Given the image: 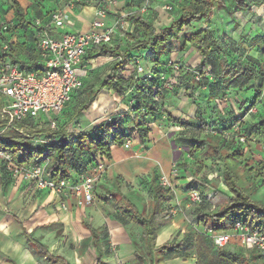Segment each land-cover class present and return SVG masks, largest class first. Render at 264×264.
I'll return each mask as SVG.
<instances>
[{"label": "trees", "instance_id": "trees-1", "mask_svg": "<svg viewBox=\"0 0 264 264\" xmlns=\"http://www.w3.org/2000/svg\"><path fill=\"white\" fill-rule=\"evenodd\" d=\"M88 1L81 0L75 2V4L86 5ZM139 2L140 0H137L134 5L139 4ZM170 2L172 9L167 11V22L163 23H157V15L152 10L147 15L129 10L124 20L131 22L134 37L137 34H142L144 39L134 44L128 43L122 53L117 50L103 48L89 55V58H94L108 54H118L122 60L112 61L109 65V71L104 76L98 77L95 75L92 80L85 82L83 88L71 94L70 102L75 98H81V100L72 111H69V102L62 112L55 117L57 129L49 128L48 120L38 124L35 119L27 118L20 124L11 125L7 129L10 134L4 132L0 136V150L10 154L12 158L15 157L19 165L28 162L38 164L45 159L47 161L46 174L49 177L54 180L66 178L76 182L78 175L87 171L89 165L102 160V157L106 158L107 151L110 150V144L122 145L124 140H129L128 137L134 135L142 144L148 140L150 129L145 125L143 117L147 114L155 115L157 111L162 110L165 107L163 99L166 98L167 94H171L173 91L177 92L182 88L185 93L192 94L189 97L193 99L194 87L199 84L202 88L204 84L206 86L208 83L211 93L218 95L221 93V98L225 99L227 96L226 91L229 89L240 90L241 84H238V80H250L254 77L252 67L246 65V63H240L237 54L231 52L230 48L228 49L225 44H222L221 40H225L224 34L220 32L221 35L217 36L214 28L206 25L214 10L227 9L231 13L233 10H249L253 2L249 0H180V4L177 3V0H170ZM229 2L233 4L230 8ZM4 3L8 6L11 4L16 19L20 23H25L22 8L17 0H5ZM130 4L128 1L127 5ZM132 6L133 4L130 9ZM1 19L9 24L3 18ZM0 30H2L1 26ZM8 30L9 26L7 25L6 31ZM188 49L194 50L200 56L197 65H190L199 74L200 79L198 80L194 78L193 73L185 70L174 74L173 67L168 65L172 52H181ZM263 50L261 51L264 59ZM127 59L132 64L134 60H139L145 72H151V77L141 79L142 74L137 73L135 66L132 77L119 75L118 70L126 64ZM176 61L182 63L180 60ZM145 62L148 68L143 64ZM20 66L25 70H41L38 63L20 64ZM258 72L262 75L260 70ZM206 73L211 74V79L208 78ZM133 83H135L136 94L132 96L134 103L132 115L120 117L118 113L113 118L110 116L101 124L83 133L79 129H73L70 132L66 130L67 122L72 121L77 114L86 110L105 87L112 88L126 106V96ZM255 100L260 104L259 114H250L244 120L241 106L245 102L238 97L233 100L240 112L238 117L234 118L235 122L233 124L236 123L239 127L248 129L250 136L260 134L264 136V90L256 92ZM251 105V102L248 103L247 111H249ZM232 112L234 111L232 110ZM64 116L66 118L62 123L61 118ZM167 116L173 123L183 127H191L192 120L182 122L172 118L168 113ZM255 117L257 118L254 119ZM199 120L197 127L201 132L207 130V133L202 139L193 141L190 144L194 150L203 152L204 155L221 164L220 167H217L216 172L217 178L222 180L224 188L218 186L217 180H195L198 178L195 177L193 182L195 185L191 189L202 198L201 203L199 202L198 207L193 212L194 216L191 215L192 213L189 214V220L203 227H209L215 232L225 231L233 227L237 221L247 224L252 229L257 228L264 232V204L253 198L250 192L247 180L248 168L246 167L247 170L245 167L239 168L242 152L235 145L236 143L233 144L229 141L231 139L229 137L233 135L230 134L224 124H220L216 120H212L214 124H210L211 121L204 122L202 118ZM5 123L6 120H0V129ZM15 127L22 128L26 137L17 133ZM32 138H34L33 141L31 140L32 142L28 144L27 140L30 141ZM73 138L76 140L74 141ZM40 139L44 142L41 143ZM17 154L18 156H16ZM13 160L15 161L14 158ZM1 161L3 162V169L6 171L5 162ZM114 184L115 187L102 186L105 192L104 195L119 205L114 218L123 224L127 222L137 224L141 229V237L146 246L148 258L135 252L136 262L138 264H160L159 253L168 255L176 253V255L183 256V253L179 250L180 241L176 237L166 240L158 246L154 245L156 229L168 224L173 218L171 208L165 210L163 205L169 198L172 189L161 185L158 180L156 181L155 174H151L147 190L148 207L145 211L139 210L120 191V182L117 179H115ZM0 185H2L1 178ZM209 193H211V196L207 198ZM212 205L214 207L211 208ZM83 224L89 230L95 248L100 238L99 230L85 221ZM23 232L28 245L36 252L41 253L46 259L55 264H70L65 258L50 254L43 244L35 240L30 234L25 233L24 228ZM245 250V256L234 260V264H264V258L256 249ZM98 254L97 264H100L104 253Z\"/></svg>", "mask_w": 264, "mask_h": 264}, {"label": "rangeland", "instance_id": "rangeland-1", "mask_svg": "<svg viewBox=\"0 0 264 264\" xmlns=\"http://www.w3.org/2000/svg\"><path fill=\"white\" fill-rule=\"evenodd\" d=\"M127 1H129V3L131 4L122 6V2L118 0L116 4L106 7L109 19H118L122 16V19H124V17H126L127 13L130 10V6L133 3H136L137 0ZM165 1L167 0H152L153 6L151 10L157 15V23L167 22V11H165L162 6ZM93 2L95 5L97 3V0H94ZM177 3L180 4V0H177ZM229 3L230 8L233 4L232 2ZM262 4L264 5V3ZM252 7L253 5L251 4L249 10H252ZM10 8L13 9L11 4L8 6V10ZM259 8L261 9L263 8V6H260ZM223 10L226 11L227 9ZM224 12L222 11V9L214 10L209 22L206 24L214 28L217 36L221 35V31L218 28L217 23L222 20L221 18H225L223 17L224 15H226ZM124 22L125 28H127V30L129 28L127 32V38L125 40L126 45L128 43L134 44L137 41L144 39L142 34H137L134 37L135 34L133 33L131 22L129 24H127V20H124ZM234 28H237V26L235 25L233 29ZM236 30L237 31L232 35H229L230 33L226 35V38H228L227 40H221L222 44H225V42L227 41V43H230L232 46H234L233 48L230 45V50L234 53H237V51L245 52L247 45H251V42L253 47L256 42H260V40L256 41L257 38H264V32L254 31L255 28L252 26H244L242 29L240 27ZM238 36L239 41L241 40L240 43L236 41V38ZM236 43H238L239 45L236 46ZM258 43L257 47H260V45L262 44L261 42L260 44ZM241 48L243 51L241 50ZM189 52L192 55L190 54L191 57H189V60L184 63L187 65H193L195 64L194 60L195 58H197L198 54H195L196 52L194 53L191 49L186 54H188ZM131 53L135 54L133 52ZM178 53L179 52L171 53L170 58L172 61H176V59L174 58L178 56ZM92 61L93 71L95 70L97 72L95 73V75H97L98 77H102L109 71V65L114 60H112L111 57L98 56L97 58H93ZM143 64L146 66V68H148L146 62ZM134 69L135 67L132 62L127 59L126 64H124V66L118 70V74L132 77L134 75ZM253 70L254 73L259 71H257L256 67H254ZM243 83L244 82H239V84H241L240 87H242V89L240 88V90L232 88L234 90L232 98L233 100H235L237 97L239 99H241V97H244V99L247 100L248 103H252L250 108L251 110L248 111V118L250 114H259L260 112V104L255 100V92H257L258 90L259 92H262L264 90V83L263 85H260V82H254L253 86H258L254 91H248L247 89L249 87L245 89ZM101 91H103L104 97H100L101 95H98L96 101L93 102L86 110L77 114L72 121L67 122V125L65 126L67 131L69 130L70 132L73 129H79L82 133L87 132L92 127L101 124L102 122H104V120H107L108 116H111V118H113L116 114L121 112V110H124V103L121 102V99L115 94L112 88L105 87ZM201 97L204 98V94H202ZM80 100L81 98H75V100H72L69 104V111H72L77 106ZM163 109H165V107L162 108V112L160 113L159 117L162 118V120L164 121L163 126H165V123H172V121L168 119L167 122L166 119L168 118V116L163 111ZM182 109L183 108L181 107L180 112H182ZM65 118V116L61 118L62 123L64 122ZM256 118L257 117H255L254 119ZM1 119L2 116L0 115V120ZM226 129L230 132L231 135H233L230 136L229 134V138H231L229 139V141L233 144L236 143L235 145H237V147H239L240 151L242 152L239 161V168H248L247 180L249 182L250 192L253 198L264 204V136H261V134L250 136V134H248V129H245V127L241 128L236 123L232 125L230 123L228 127L226 126ZM154 131L155 128H151L149 132L153 133ZM157 131L160 137H164L166 139V142L171 148L172 168H181L180 166H184L186 169H190V172H195L194 174L198 176V178L195 180H217L216 182L218 183V186L220 188H224V184L220 178H217L216 172L217 167H220L221 164L217 163V161L214 159L206 158V155H204L203 152L201 153L197 150H194L190 143H183V139L188 138L189 140L191 136L200 135V132H193V130L187 129L183 130V128L176 129V126L174 124H172V126L170 127L159 126V128H157ZM4 132L9 133L8 130H5ZM233 132L236 133V135H234ZM239 136H245L246 141L244 143L241 141L238 142L237 139ZM33 139L34 138L30 139V141L27 140V143L29 144L33 141ZM128 139L130 141V143L128 144L126 142L127 140H124V143L128 146V148H125L126 154L121 155L122 158L120 159H122V161L120 163L124 165V162L128 159V157H130L129 159L134 158L144 166L146 164L144 163V161L149 157V154L151 153L150 149L157 146V139L155 137H150L143 144L136 137V135H134L133 137H128ZM180 140H182V142ZM16 156H18V154ZM13 158L15 159V161L12 159V163H18V160L15 157ZM106 158L107 160H109L111 157L107 155ZM0 162L3 166V162L1 161V159ZM23 164L30 163L28 162ZM110 166L111 164L107 167L110 168ZM153 169L155 170L153 172L156 173L157 180L159 181L161 176V173L159 172V166L153 165V167H151V170ZM111 170H114L113 177H111L112 175H110V177H107L106 174L97 181L94 187V201L92 204L88 205L87 208L75 209L74 207L68 208V206L66 208H63L61 206L63 200H61V198L59 197L60 209H54L55 211L51 209L52 207L49 206V203L46 204L40 200L42 190H39L35 186L34 182L24 183L19 177L13 179L10 176L12 179L11 182L8 181V183L7 180L9 179V173L6 172L7 175H4L3 178L5 181L3 182L1 180L2 185H4V194H0V204L2 208L0 211V230L3 232H8L10 234L7 235L6 238H1L0 236V256L2 264H13L11 261H7L6 258L14 261V264H54L52 263V261L46 259V257L41 255L40 253L33 252L30 248H28L25 242V238L22 235L20 224L14 219L15 216H17L21 220L22 224L27 228L28 231H30L32 228V235L36 237L40 242H42L49 252L64 256L70 264H97V259L99 258L96 253L97 248H101L102 250H105L107 248L108 250L110 247L111 249L108 252H112V256L118 257V243L122 242L125 238H127L126 240H128V242L130 241L129 244L131 253L135 250L147 257L148 255L146 252V246L141 237L140 227L133 222H127V235L124 236V238L119 239L118 243L115 240L112 241V237L110 234L111 232L109 231V229L102 226V228L99 230L100 238L95 248L93 247V242L90 237L89 231L85 228H82V218L85 219V221L89 224H91V221L93 222V219L97 224V222H101L103 218L108 215L114 218V214L119 208V205L116 204V202H114L111 198L106 197L101 187L103 185L115 187L114 179H117L120 182V191L124 192V194L129 198L135 199L136 195L138 196V198H136V201L140 210L146 209L148 201L147 190L150 180V167H142L141 173L139 174L138 178L135 179L130 177L126 178L123 175L118 174L115 169ZM175 179H181V176L175 173L174 180ZM169 180L171 182V186H173L174 180L172 178H169ZM193 185H195V183H189L186 188L187 195L185 197L184 203H187L188 207H184V209L182 210L183 212L180 211L185 220L184 231H181L180 234L172 236L173 238L176 237L177 240L180 241L179 250H181V252L183 253L182 257L180 256L176 259L178 260L177 264H181V262L184 261H186L187 264H234V260L239 259L246 254V250L240 245L238 239L235 236H233L231 241L226 245L217 247L212 241V235L215 231H212L209 227H203L202 225L189 220V214L192 213L191 215H193V212L198 207L197 205H199V202H193L190 197L191 193L193 192L191 189ZM207 196V198H209L211 196V193H209ZM201 198L202 197H200V199ZM98 206H100L102 210H99L100 208ZM43 207H45V209L39 210ZM61 210L64 211V214H62L60 218L58 217V220L51 223L50 217L47 214L53 212L55 213L57 211L59 212ZM175 212L176 210L173 209L172 215ZM38 213H40L42 216L39 220L36 219L37 221L34 222L38 223L31 227L30 222H32L33 218ZM225 231L232 232V227L228 228ZM122 235V233L119 234V237H123ZM128 236L131 237L132 240H129ZM172 237L170 239H173ZM16 248L18 249V252L15 251ZM101 252L103 253L105 251ZM161 255L165 257L169 256L166 253H161ZM171 255L172 254H170V256ZM133 264L138 263L135 261V263Z\"/></svg>", "mask_w": 264, "mask_h": 264}, {"label": "crops", "instance_id": "crops-1", "mask_svg": "<svg viewBox=\"0 0 264 264\" xmlns=\"http://www.w3.org/2000/svg\"><path fill=\"white\" fill-rule=\"evenodd\" d=\"M17 1L22 8V13L24 14V22L25 23H20L19 20L16 19L13 9L10 8L8 10L7 5L4 3L5 0H0V21L2 20L1 18H3L6 22L9 23V24H7L9 26L8 31L0 30V61H9V62L17 64V65H20V64H37L38 63L39 52H38V47H37V44H38V37H37V32H36L37 27H35V25L33 24V19L35 17H43V19L46 23V26H47L46 32L51 37H57L61 33L68 32V31H85V30H88L90 28L91 21L94 17V2H93L94 0H89L88 4H86V5L75 4L72 7L66 6L67 1L65 2L64 0H43V1L42 0H17ZM119 1L122 2V6L126 5L128 3L127 0H119ZM249 1L253 2L252 10H246V9L245 10H233L232 13L229 12L228 10H226V11L222 10L223 12L225 11L224 13L226 15L223 16V17H225L224 19L221 18L222 20L219 21L217 23V25L220 28V31L222 32V34H224L226 40L228 39V38H226V35L228 33H230L229 35H232L234 32L237 31L236 30L237 28L241 27V29H242L244 26H249V27L252 26L255 28L254 31H259V32L263 31L264 32V5L262 4V3H264V0L263 1L249 0ZM133 5H134V3H133ZM257 5H259V6H257ZM260 6H263V8L260 9L259 8ZM56 8H64L69 14V17L67 18L66 23L60 28H54V27L48 25L49 20H48L47 14H49V11H52ZM110 20H112V19H110ZM259 21H260V23H259ZM127 24H129V22H127ZM235 25L237 26V28L233 29V27H235ZM127 27H128V25H127ZM263 39L264 38H257L256 39V41L260 40V42L262 44V45H260V47H257L258 42H256V44L252 47V42H251V45H249V46L247 45L245 52L237 51V53H236L239 60H240V63H246V65H248V66L251 65L252 69L254 67H256L257 71L260 70V72L262 73V75L259 72L254 73V77L250 80H244V79L239 80V82H244L243 84H244L245 89H247V87H249L247 89L248 91H254L258 87L257 85L253 86L254 82L255 83L260 82L259 83L260 85H263V83H264V59L262 58V51H261L264 49ZM236 41L238 43H240L241 40L239 41V36L236 38ZM2 42H5L8 44L9 49L7 51H3L2 46H1ZM260 42L258 44H260ZM232 43H234V42H232ZM238 43H236V46L239 45ZM225 45H226V48L229 49L231 44L227 43V41H226ZM232 47L234 48V46H232ZM189 50L190 49H188V51ZM241 50H242V48H241ZM188 51L185 50V51L179 52L178 56H176L174 59L180 60L182 62H187L189 60V57H191L190 52L188 54H186ZM192 51L195 53L194 50H192ZM231 52H233V51H231ZM195 54H198V53L196 52ZM97 57H94V58H97ZM92 59L93 58H89V60L85 61L86 62L85 64L87 67L93 64ZM194 61H195V64H193V65H197L200 61V56L198 55ZM95 73H97V72L94 70L93 74H92V78L90 80H92L95 77ZM81 74H84V73L81 71ZM90 80H88L87 82H89ZM239 82H238V84H239ZM239 88L242 89V87H239ZM233 93H234V90L229 89L228 91H226L227 96L225 97V99H222L220 96L221 93H220V95H218V94H213L209 91V87H208V83H207V85L205 86V84H204L202 88H200L199 84H197L196 87H194V89H193L194 98L193 99H191L189 97L192 94L185 93V90L182 88H180L177 92L173 91L171 94H167L166 98L163 99L164 106H165V110H163V111L166 113V115L168 113L172 118H174L176 120H180L182 122H187V121L192 120V124H191V127H183L177 123L168 122V118H167L166 120L169 124L165 123V126H163L164 121L162 120V118L159 117L160 113L162 112L161 109L159 112L157 111L155 115L147 114L146 116H144L143 120L145 122V125L148 126L149 129L155 128V131L153 133L149 132L148 137L149 138L155 137L157 139V146L150 149L151 153L149 154V157L144 161V163H146L144 166L141 165L138 162V160H135L134 158L129 159L130 157H128V159L124 162V165H122L120 163L122 161V159H120V158H122L121 155L126 154L125 148H128V146L125 145V143H123L124 145L122 144L123 146L117 145V144H110V146H109L110 150L107 151V155H109V157H111V158L109 160H107V158H105V161H106V164L108 163L107 166H109L110 164H111V166H110V168L106 167V170H105L103 176H105L107 174V177H110V175H112L111 177H113L114 176V170H111V169H115L118 174H121L126 178L130 177V178L135 179V178H138L139 174L141 173V168L145 167V166L150 167V177H151V174H155V176H156V173L153 172L155 170L154 169L151 170V167H153V165L159 166V172L161 173V176L164 175L168 179L172 178L174 180V174L175 173H177V175L181 176V179H175L174 180V183H173L174 187L172 188V190L170 192V196L163 204L165 210L168 208H171V210L175 209L176 212L173 213V218L168 224L156 229L155 238H154L155 246H158L159 244L163 243L166 240H171L170 238L172 236H175L176 234H180L181 231H184L185 220H184L183 216L181 215L182 213H180V211L183 212L182 210L184 209V207H188V204L184 203L185 197L187 195L186 188H187L188 184L194 182L195 177H198L197 175L194 174L195 172H190V169H186L184 166H180L181 168H179V167L178 168H172L171 148L168 145V143L166 142V139L164 137H160V135L157 131V128H159V126L170 127V126H172V124H174L176 126V129L183 128V130L187 129V130H193V132L194 131L200 132V135L191 136L189 138V139H191L190 142H188L189 141L188 138L183 139V143H191L192 144L193 141H197L199 139H202L204 137V135L207 133V130L201 132V130H199V128L197 127L199 124L200 118H202L204 122H207V121L212 122V120L213 121L216 120V122H219L220 124H224L225 126H229L230 123L233 124V122H235L234 118L238 117L240 112L237 110V105L233 101V98H232ZM202 94H204V98L201 97ZM255 94H256V92H255ZM98 95L99 96L101 95L100 97H104L103 91H100L98 93ZM241 99L245 102L243 104V106H241V108H242L241 113L243 116L242 118L244 120L245 118H247V115H248V111H247L248 103H247V100L244 99V97L243 98L241 97ZM181 107L183 108L181 110L182 112H180ZM231 108L234 112H232ZM249 110H251V109H249ZM218 116H219V118H218ZM211 122H210V124H214L213 122L212 123ZM180 141L182 142V140H180ZM175 143H177V142H175ZM206 158L212 159L211 157H208V156H206ZM4 175H7V174H6V171L3 169V166L0 162V178L3 182L5 181L3 179ZM46 176L48 177L49 175L46 174ZM8 178L9 179L7 180V182L8 181L11 182L12 178L9 177V174H8ZM114 181H115V179H114ZM156 181H157V177H156ZM22 182H24V181H22ZM24 183H27V182H24ZM3 186L4 185H0V194L1 195L4 194V187ZM102 191H103V193H105L103 190V187H102ZM122 193L124 194V192H122ZM125 196L131 202H133L138 207V209L140 210L138 203L136 201L137 200L136 198H138L137 195H136L135 199L134 198L131 199L127 195H125ZM40 200L46 204L49 203V206L52 207L51 208L52 210L60 209V206H59L60 198L58 195L54 194L51 191L42 190ZM67 206H68V208L74 207L75 209L88 207L86 205L77 206L73 197H69L67 199ZM98 207L100 208L99 210H102V208L100 206H98ZM147 207H148V205L146 206V209H144L145 211L147 210ZM1 209L2 208H1V204H0V211H1ZM43 209H45V207H43L39 210H43ZM41 213H43V212H41ZM62 214H64V211L61 210L59 212L57 211L55 213L53 212V213H49L47 215L50 217V221L52 223V222L58 220V217L60 218ZM41 216L42 215L40 213L36 214L32 220L33 223L30 222V226L33 227V225H36V223H38V222H34V221H37L36 219L39 220ZM14 219L20 224L21 232H22V235L24 236V238H25V235L23 232V228H24L25 233L30 234L35 240L40 242L36 237H34L32 235V233H31L32 228L30 231H28L27 228L22 224L21 220L17 216H15ZM84 221H85V219L82 218L81 219L82 228L87 229L86 227H84V224H83ZM126 224L127 223L123 224V223L119 222L117 219L108 215V216L104 217L101 222H97V224L94 222V219H93V222L91 221V224H89V225L93 226L97 230H100L102 228V226H104L105 228H108L109 231L111 232L110 234L112 237L111 238L112 241L115 240L118 243L119 239H122V238H124V236L127 235ZM6 233H8V232H3L0 230L1 238H6V236L10 234V233L6 234ZM121 233L123 234L122 235L123 237L120 238L119 234H121ZM89 234H90V232H89ZM128 238H129V240H132L131 237L128 236ZM126 239L127 238H125L122 242L118 243L119 244L117 247L118 248V257H114V256H112V252H108L111 249L110 247L108 250H107V248L105 250H102L101 248L100 249L97 248V252H96L97 255H99L98 253L101 254V251H105L106 253L108 252L107 254L105 252H103L104 255L101 259L102 262L100 264H120V263L121 264H133V263H135L136 260H135L134 255H135V252H137V251L134 250V252L131 253V248H130V244H129L130 241L128 242V240H126ZM25 242H26V239H25ZM40 243L43 244L42 242H40ZM26 244H27L28 248H30L33 252H36L35 250H33L28 245L27 242H26ZM15 251L18 252V249L16 248ZM47 251H48V249H47ZM49 253L65 258L64 256H62L60 254H55L52 252H49ZM0 255H1V253H0ZM154 255H155V253H154ZM179 257H180V255H176V254H172L171 256L169 255V256L165 257V256H162L161 253H159L160 264H177L178 260H176V259ZM6 260L11 261L14 264V261H12L11 259L6 258ZM0 264H2L1 256H0ZM181 264H187V262L184 261V262H181Z\"/></svg>", "mask_w": 264, "mask_h": 264}, {"label": "built area", "instance_id": "built-area-1", "mask_svg": "<svg viewBox=\"0 0 264 264\" xmlns=\"http://www.w3.org/2000/svg\"><path fill=\"white\" fill-rule=\"evenodd\" d=\"M80 1L69 0L66 6L72 7L75 2ZM117 2L118 0H97L94 5V17L88 30L63 32L57 37L48 35L43 18L33 19V24L37 27L38 64L41 70H25L20 65L9 61H0V115L1 120H6L5 125L0 129V136L11 125L20 124L27 118L35 119L38 124L48 120L49 128L57 129L55 117L69 104L71 94L83 88L85 82L92 78L93 67L92 65L87 67L85 64V61L89 60L88 55L103 48L122 53L126 46L127 28H125L123 16L110 20L106 10V7ZM152 6V0H140L139 4L132 6L131 11L147 15ZM162 6L165 11L172 9L170 0L165 1ZM68 17L69 14L64 8H56L48 14V25L60 28L66 23ZM0 26L3 31L7 30V23L4 21H0ZM1 46L3 51L9 49L5 42H2ZM105 57L122 60L118 54H108ZM133 65L137 73L142 74L141 79L151 77V72H145L139 60H134ZM168 65L173 67L174 74L185 70L193 73L195 79H200L199 74L190 65L174 60H169ZM81 71L84 74H81ZM206 75L211 79V74L206 73ZM135 94V83H133L126 96L127 105L119 112L120 117L132 115L134 110L132 96ZM15 130L26 137L22 128L15 127ZM73 140L76 139L73 138ZM237 140L244 143L246 138L239 136ZM39 141L44 142L42 139ZM126 142L130 143L129 140ZM0 159L5 162V169L13 179L19 177L24 182H34L39 190L55 193L63 200L61 203L63 208L67 207L69 197L74 198L77 206L92 204L94 187L107 167L105 158L102 157V160L92 163L87 171L78 175L76 182H72L66 178L54 180L47 177L45 159L38 164L19 165L12 163L11 155L2 150H0ZM159 182L163 186L173 187L164 175L160 176ZM190 197L193 202L201 201L196 192H192ZM212 236V241L217 247L226 245L235 236L244 249H256L264 258V232L257 228L252 229L247 224L237 221L232 227V232H213Z\"/></svg>", "mask_w": 264, "mask_h": 264}]
</instances>
